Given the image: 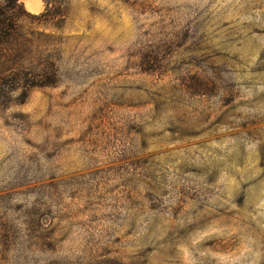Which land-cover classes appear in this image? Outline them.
<instances>
[{"label":"rangeland","instance_id":"1","mask_svg":"<svg viewBox=\"0 0 264 264\" xmlns=\"http://www.w3.org/2000/svg\"><path fill=\"white\" fill-rule=\"evenodd\" d=\"M39 2L0 0V264H264V0Z\"/></svg>","mask_w":264,"mask_h":264},{"label":"bare ground","instance_id":"2","mask_svg":"<svg viewBox=\"0 0 264 264\" xmlns=\"http://www.w3.org/2000/svg\"><path fill=\"white\" fill-rule=\"evenodd\" d=\"M23 2L26 9L31 12H36L40 8L39 0H23Z\"/></svg>","mask_w":264,"mask_h":264},{"label":"trees","instance_id":"3","mask_svg":"<svg viewBox=\"0 0 264 264\" xmlns=\"http://www.w3.org/2000/svg\"><path fill=\"white\" fill-rule=\"evenodd\" d=\"M0 23H2L1 20H0ZM1 25H2V24H1ZM1 31H2V27L0 28V38H1V36H2V35H1V34H2Z\"/></svg>","mask_w":264,"mask_h":264}]
</instances>
